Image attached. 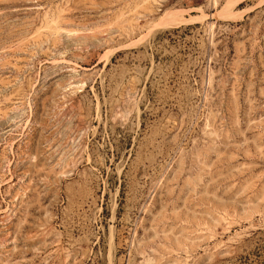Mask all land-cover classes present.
I'll return each mask as SVG.
<instances>
[{
  "label": "rangeland",
  "instance_id": "rangeland-1",
  "mask_svg": "<svg viewBox=\"0 0 264 264\" xmlns=\"http://www.w3.org/2000/svg\"><path fill=\"white\" fill-rule=\"evenodd\" d=\"M0 264H264V0H0Z\"/></svg>",
  "mask_w": 264,
  "mask_h": 264
},
{
  "label": "bare ground",
  "instance_id": "bare-ground-1",
  "mask_svg": "<svg viewBox=\"0 0 264 264\" xmlns=\"http://www.w3.org/2000/svg\"><path fill=\"white\" fill-rule=\"evenodd\" d=\"M177 14H180V13H177L176 11L174 10H163V12L161 13L160 15V20L162 22H164L166 25H169V24H177L175 22L176 20V16H178ZM180 16V15H179ZM181 17V16H180ZM184 19V18H183ZM185 20V19H184ZM183 20V21H184ZM187 22V21H186ZM179 23V22H178ZM183 23V22H182ZM170 26V25H169ZM176 26V25H175ZM164 27V26H163Z\"/></svg>",
  "mask_w": 264,
  "mask_h": 264
}]
</instances>
